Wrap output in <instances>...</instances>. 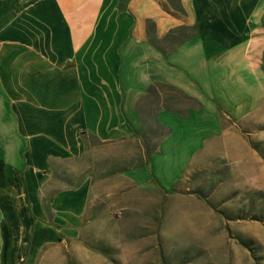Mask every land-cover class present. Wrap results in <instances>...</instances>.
<instances>
[{"label":"crops","instance_id":"crops-1","mask_svg":"<svg viewBox=\"0 0 264 264\" xmlns=\"http://www.w3.org/2000/svg\"><path fill=\"white\" fill-rule=\"evenodd\" d=\"M263 22L264 0H0V246L44 219L46 185L92 141L141 142L139 102L153 88L171 91L149 106L164 134L119 176L140 189L158 160L180 179L225 133L217 109L258 83Z\"/></svg>","mask_w":264,"mask_h":264},{"label":"rangeland","instance_id":"rangeland-1","mask_svg":"<svg viewBox=\"0 0 264 264\" xmlns=\"http://www.w3.org/2000/svg\"><path fill=\"white\" fill-rule=\"evenodd\" d=\"M155 91L139 102L141 142L107 149L94 140L86 158L60 166L67 177L46 185L44 219L11 231L0 264H264V53L258 83L217 109L222 137L180 179L154 160L137 189L119 172L142 164L164 134L149 106L171 91Z\"/></svg>","mask_w":264,"mask_h":264},{"label":"trees","instance_id":"trees-1","mask_svg":"<svg viewBox=\"0 0 264 264\" xmlns=\"http://www.w3.org/2000/svg\"><path fill=\"white\" fill-rule=\"evenodd\" d=\"M171 8H173V10H175L176 12H178L180 15L183 14V10H182V7H181L180 3H176V4L175 3H172L171 4ZM263 26H264V22H263ZM145 157H146V160L149 161V154H148V152L145 154ZM94 248H96V250H100L101 252H103L105 254H108L107 253L108 252V249H106V248H102V247H99V246H96ZM20 264H22V263H20Z\"/></svg>","mask_w":264,"mask_h":264}]
</instances>
